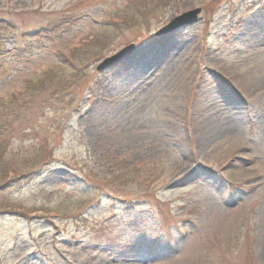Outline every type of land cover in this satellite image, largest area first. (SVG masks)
<instances>
[{"label": "rangeland", "instance_id": "1", "mask_svg": "<svg viewBox=\"0 0 264 264\" xmlns=\"http://www.w3.org/2000/svg\"><path fill=\"white\" fill-rule=\"evenodd\" d=\"M3 28L9 149L51 155L0 192V264H264V0H0Z\"/></svg>", "mask_w": 264, "mask_h": 264}, {"label": "trees", "instance_id": "2", "mask_svg": "<svg viewBox=\"0 0 264 264\" xmlns=\"http://www.w3.org/2000/svg\"><path fill=\"white\" fill-rule=\"evenodd\" d=\"M4 31L5 28L0 29V32ZM101 54L102 53L98 52L96 56L99 57ZM48 73L49 72H47L45 76L40 81H38V84L36 85L38 87V89H36L37 91L46 85V80L49 82L53 81L54 84L51 85L53 87L58 85L59 92H62L63 89H68V85L66 83L67 79H63L60 76L56 77L54 74L48 76ZM4 110L5 109L0 107V192L6 190L11 185H14L19 180L27 179L38 172L41 167L46 165V162L50 161L51 155L48 146L42 145L40 142L38 143V146H35L40 149V152L36 153L35 155H25L24 151L17 154L10 151V143L7 140V137H9L10 133L9 122H2V111ZM45 149H48V152H46ZM16 156L19 157V159Z\"/></svg>", "mask_w": 264, "mask_h": 264}, {"label": "water", "instance_id": "3", "mask_svg": "<svg viewBox=\"0 0 264 264\" xmlns=\"http://www.w3.org/2000/svg\"><path fill=\"white\" fill-rule=\"evenodd\" d=\"M200 13V9H194L192 11H189L167 24L165 27L161 28L158 32L155 33L156 36L164 35L165 33L171 31L172 29H176L180 26H187L192 25L193 23L197 22L198 14ZM133 49V45L127 46L123 48L120 52L116 53L115 55H112L109 58H106L100 65H98L97 70H101L102 68L108 66L112 62H115L118 60L125 52Z\"/></svg>", "mask_w": 264, "mask_h": 264}, {"label": "bare ground", "instance_id": "4", "mask_svg": "<svg viewBox=\"0 0 264 264\" xmlns=\"http://www.w3.org/2000/svg\"><path fill=\"white\" fill-rule=\"evenodd\" d=\"M182 87H183V85H177L174 87L173 92L175 93V95H178V93L180 92V88H182ZM227 123L230 125L229 122H227ZM109 264H111V263L109 262Z\"/></svg>", "mask_w": 264, "mask_h": 264}]
</instances>
